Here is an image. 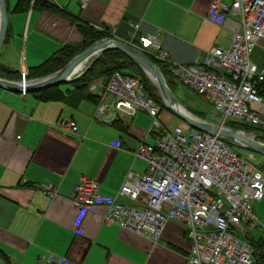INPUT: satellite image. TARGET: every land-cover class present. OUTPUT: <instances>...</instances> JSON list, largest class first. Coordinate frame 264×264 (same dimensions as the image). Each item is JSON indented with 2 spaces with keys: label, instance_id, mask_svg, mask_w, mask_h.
<instances>
[{
  "label": "crops",
  "instance_id": "0c3cea01",
  "mask_svg": "<svg viewBox=\"0 0 264 264\" xmlns=\"http://www.w3.org/2000/svg\"><path fill=\"white\" fill-rule=\"evenodd\" d=\"M13 2L0 53V78L15 82L21 80L5 76L28 73L65 45L83 46L94 31L108 29L109 38L129 45L139 24L137 35L156 34L171 60L184 65L202 62L211 48L227 49L233 32L240 31L239 18L230 13L222 26L208 20L213 0H88L85 6L82 0H32L24 11H16L18 0ZM250 60L258 70L264 68V41L258 42ZM170 78L177 87L181 84ZM41 92L24 96L0 87L2 264L6 259L11 264H39L50 254L74 264H186L191 244L179 222H170L155 242L107 224V207L97 206L80 234L75 233L78 210L72 196L82 178L99 182L103 195L141 206L118 192L129 172H146V162L134 152L142 143L155 144L159 139L153 118L143 111L122 115L112 104L97 116L99 97L90 100L73 88L62 91L59 99L45 100ZM160 119L169 128L170 111L161 109ZM70 120L78 126L76 133L62 127ZM49 186L57 196L45 194ZM253 205L262 232L264 196ZM247 237L259 239L252 231Z\"/></svg>",
  "mask_w": 264,
  "mask_h": 264
},
{
  "label": "built area",
  "instance_id": "2783aa9c",
  "mask_svg": "<svg viewBox=\"0 0 264 264\" xmlns=\"http://www.w3.org/2000/svg\"><path fill=\"white\" fill-rule=\"evenodd\" d=\"M87 1L82 0V5ZM229 13L239 18L240 31L233 32L227 49L211 48L197 65L172 61L156 34L137 35L139 24L134 26L129 45L165 63L171 77L197 92L212 106L214 115H220L218 125H239L242 128L232 129L263 143L257 136L264 135V68L258 70L250 55L258 42L264 41V0H213L207 18L222 26ZM21 81L27 84V72H22ZM90 90L100 99L97 116L108 112L110 104L129 117L147 112L153 118V130L160 135L155 144L142 143L134 152L146 162V172H129L118 192L141 206L103 195L99 182L81 179L72 196L78 210L76 235L91 210L106 206L107 224H117L155 242L170 222L183 224L191 244L186 264H255L247 236L260 225L252 206L264 196V173L218 134L186 123L165 127L160 105L137 77L115 72L107 81L96 79ZM22 94L26 96V90ZM62 127L73 133L78 130L73 120ZM249 128L255 131H247ZM116 145L120 147L121 142ZM44 192L58 195L52 186ZM39 264L74 263L50 254Z\"/></svg>",
  "mask_w": 264,
  "mask_h": 264
},
{
  "label": "water",
  "instance_id": "95a60500",
  "mask_svg": "<svg viewBox=\"0 0 264 264\" xmlns=\"http://www.w3.org/2000/svg\"><path fill=\"white\" fill-rule=\"evenodd\" d=\"M8 22V0H0V53L6 40L8 32ZM108 50L120 51L136 64H138L144 70L153 84L158 88L165 108L168 111L171 110L172 112H174L186 124L203 132L218 134L225 141L233 145H237L239 147H243L250 151L264 155L263 143L255 141L232 128L213 124L194 115L193 117L188 116L187 114L176 109L175 106H180V104L174 98V95L167 85L166 79L159 67L147 55L137 51L128 44L123 43L119 40H115L113 38H104L94 42L80 54L75 56L64 68L49 76L34 80H28L27 84H24L22 81L15 82L0 78V87L11 92L23 93V91L26 90L27 93H33L60 85H67L74 78H77L80 75L78 74L73 79L71 78L74 76V71L80 63L84 61L87 62L90 58L92 59L93 57L98 56Z\"/></svg>",
  "mask_w": 264,
  "mask_h": 264
},
{
  "label": "trees",
  "instance_id": "16d2710c",
  "mask_svg": "<svg viewBox=\"0 0 264 264\" xmlns=\"http://www.w3.org/2000/svg\"><path fill=\"white\" fill-rule=\"evenodd\" d=\"M31 2L32 0H18L15 10L24 11L28 9ZM36 2L37 1H35V3ZM109 37H111V34L108 29L104 31H94L90 40L86 44H83V46L65 45L42 65L30 70L27 73V78L35 79L51 75L64 68L75 56L80 54L94 42ZM148 57L159 67L166 78L167 85L171 91H173L177 87V84H174L173 80L170 78L167 65L156 60L152 56ZM115 72H122L123 74L140 79L146 90L160 105L161 109H166L160 96L157 94L156 89L148 84L144 70L125 54L117 50H108L102 53L82 75L73 79L67 85L72 87L79 96H84L90 100L96 101V95L87 93L90 84L100 77H104V79L108 80ZM5 78L21 80L22 74H9L8 76H5ZM40 94V97L45 100L59 99L64 96L63 92L60 90V86L45 89ZM229 126L238 129L235 128L233 124H229ZM247 131H255V128H249ZM257 139L264 143V135L257 136ZM248 241L253 249V259L255 264H264V237L259 238L258 240L248 239ZM6 264H11L8 259H6Z\"/></svg>",
  "mask_w": 264,
  "mask_h": 264
},
{
  "label": "rangeland",
  "instance_id": "374dc122",
  "mask_svg": "<svg viewBox=\"0 0 264 264\" xmlns=\"http://www.w3.org/2000/svg\"><path fill=\"white\" fill-rule=\"evenodd\" d=\"M14 0H8L9 4L12 6L14 3ZM101 56H95L93 57L88 63L84 64L83 68L81 69V71L79 73H81L82 71L87 70L91 64L99 57ZM78 73V74H79ZM145 74V78L147 79L148 84L156 89L157 94L160 96L161 95L159 93L158 88L153 84V82L149 79V77ZM60 89L63 92H67V90H72V88L69 85H60ZM174 98L177 100V102L180 104V106H182L184 111H188L190 112L192 115L204 119L208 122H211L213 124H218L220 123V121L218 120V118L220 117L219 114L214 115L213 113V108L212 106L207 103L197 92H195L194 90L184 86V85H179L177 88H175L172 91ZM162 100V98H161ZM163 102V100H162ZM165 106V105H164ZM170 114L172 115V120L169 123V128H175L178 125H183L185 124V122L179 117L177 116L174 112H172L171 110ZM186 111V112H187ZM233 126L235 128H242L239 125L233 124ZM226 143L229 145V147L235 151L241 158L247 160L249 163H251L252 165L256 166L258 169H260L263 173H264V155L257 153V152H253L250 151L246 148L243 147H239L237 145H233L229 142L226 141ZM252 156V157H250ZM252 208H254V205L252 206ZM260 229H255L252 230V235L255 236V238H260L262 235H264V229L263 231H259ZM0 264H2V259L0 258Z\"/></svg>",
  "mask_w": 264,
  "mask_h": 264
},
{
  "label": "bare ground",
  "instance_id": "6f19581e",
  "mask_svg": "<svg viewBox=\"0 0 264 264\" xmlns=\"http://www.w3.org/2000/svg\"><path fill=\"white\" fill-rule=\"evenodd\" d=\"M91 60V58L86 62V61H84V62H82V63H80L77 67H76V69H75V71H74V76L73 77H71L72 79L76 76V75H78V73L81 71V69L84 67L83 65L84 64H86V63H88L89 61ZM82 73V72H81ZM81 73H79V74H81ZM155 81V80H154ZM175 108L176 109H178L179 111H181V112H183V113H185V114H187L188 116H191V117H193V115L190 113V112H188L187 110V112L186 111H184L183 110V108H182V106H175Z\"/></svg>",
  "mask_w": 264,
  "mask_h": 264
}]
</instances>
